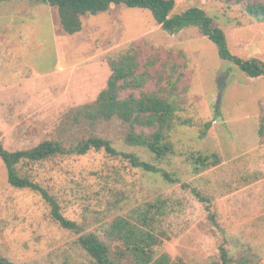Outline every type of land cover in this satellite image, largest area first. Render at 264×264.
I'll return each mask as SVG.
<instances>
[{
    "label": "rangeland",
    "instance_id": "obj_1",
    "mask_svg": "<svg viewBox=\"0 0 264 264\" xmlns=\"http://www.w3.org/2000/svg\"><path fill=\"white\" fill-rule=\"evenodd\" d=\"M175 1L172 15L194 6L204 9L224 30L234 55L264 62V20L249 15L245 1ZM82 21L81 32L67 34L56 7L0 2L3 146L25 150L50 139L69 144L92 131L118 150L177 174L182 182L171 184L103 150L57 155L31 165L30 174L60 199L65 216L82 225V234L97 233L113 252L123 243L108 238L110 224L118 217L135 221L148 203H156L160 210L151 214L159 239L155 258L169 254L187 264H225V247L229 264H264V138L258 135L264 77L251 78L222 59L216 44L196 27L167 32L147 9L113 5ZM132 44L141 47L143 59L159 55L184 74L177 91L183 106L179 115L192 123L174 125L175 153L163 161L146 148L128 145L129 126L119 119L99 122L92 130L86 123L64 129L78 108L94 103L106 88L112 74L109 58ZM207 123L211 125L202 136ZM192 152L218 153L221 164L194 174L187 160ZM183 183L211 198L215 220ZM110 186L131 189L123 207L107 206L113 198ZM79 236L52 218L39 193L12 186L0 157V253L16 264H93ZM121 263L137 264L131 256Z\"/></svg>",
    "mask_w": 264,
    "mask_h": 264
},
{
    "label": "trees",
    "instance_id": "obj_2",
    "mask_svg": "<svg viewBox=\"0 0 264 264\" xmlns=\"http://www.w3.org/2000/svg\"><path fill=\"white\" fill-rule=\"evenodd\" d=\"M11 0H0V2ZM35 3L48 4L56 7L62 30L67 34H77L83 29L82 17L98 15L109 10L113 5H123L130 8L147 9L164 30L177 33L186 28L196 27L218 48L219 56L241 68L249 77H264V62L257 58L243 59L234 55L227 42V36L222 28L214 25V20L207 12L198 7H191L181 13L172 15L176 7L175 0H27ZM237 3L246 2L245 8L249 15L264 20V0H227ZM142 50L137 44H132L125 52L109 58L112 74L107 86L92 104H86L74 112L73 120L68 127L88 125V130L96 129L99 122L119 119L128 124L129 130L126 143L130 146L146 148L155 155L157 161H163L175 153L171 132L176 123H192L191 119H183L179 111L183 110L177 91L184 74L177 71L176 65L162 60L159 55L142 58ZM150 85H154L151 88ZM201 129L205 136L211 123ZM258 135L264 138V106L260 119ZM70 141V140H69ZM65 139L45 140L39 145L25 150L10 151L0 141V157L8 169L10 184L18 189H29L39 193L49 205L52 218L64 229L79 234L78 241L91 257L93 264H122L121 261L131 256L137 264H187L182 258L173 261L169 254L155 258L153 247L159 243L151 220L153 211L159 212L160 206L148 203L136 220L126 217L116 218L107 230L110 240L123 243L113 252L110 243L103 240L95 232L83 233V227L77 221L67 218L60 199L47 187L34 179L29 169L32 164L51 159L57 155H85L91 150L105 151L111 157H123L133 168L147 173L157 174L171 184L181 183V178L157 164L143 160L133 152L118 150L107 138H102L89 131L80 139H72L69 144ZM187 160L194 174L221 164L218 153L203 154L192 152ZM183 183L191 192L207 206L209 216L215 220L210 202L211 198L201 190ZM113 198L107 201L111 208L124 206L129 200L131 189L120 191L114 186L109 187ZM134 195V194H133ZM221 257L225 264L231 262L229 252L221 247ZM0 264H16L0 253ZM69 264V263H65ZM217 264V263H213Z\"/></svg>",
    "mask_w": 264,
    "mask_h": 264
}]
</instances>
